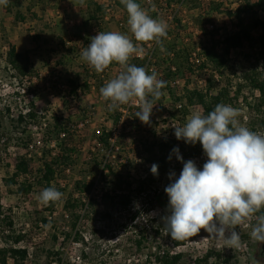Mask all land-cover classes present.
<instances>
[{
	"label": "rangeland",
	"instance_id": "rangeland-1",
	"mask_svg": "<svg viewBox=\"0 0 264 264\" xmlns=\"http://www.w3.org/2000/svg\"><path fill=\"white\" fill-rule=\"evenodd\" d=\"M254 1L261 3L262 0ZM187 12L188 19L201 16L200 11H191V8H188ZM7 13L4 12L0 4V31L2 33L0 34V110L7 113L6 110L11 109V114H7L5 121L7 129L5 132L10 131L13 134V146L9 154H6L0 146V153L4 151V155H0V163H10L11 165V168L0 165V208L5 212V216L14 219L18 229L23 230L28 235L27 240L21 243L20 247L30 249V255L21 264H154V260L147 262L150 251L138 252L134 245L141 228H146L149 236L153 233L154 225L148 222L150 215L151 217L161 216L163 219L161 223H168L166 236L159 244L173 252L183 251L188 264H196L197 260L205 257L207 249L218 253L223 259L222 264H250V250L256 244V240L264 235L262 218L255 219L248 214L249 209H259L260 204L256 205L257 194L262 195L264 192V186L261 187L259 184L260 178L264 177V133L251 134L250 128L257 120L262 119L264 109L261 110L262 112L235 111L233 108L227 107L224 112L220 113L235 119V124L239 130L240 151L243 152L252 146L258 147L255 151L258 156L255 159H248L249 163L254 161V164L250 166L251 168L239 169L236 167L235 169H239L236 173L232 163H235L237 159V145L227 140L225 135L219 131L217 118L209 128L202 125L203 120L199 121L198 125L197 119L201 118V109L193 102L200 99L202 90L188 88V102L183 104L192 108L184 114V118H186L185 128L188 131L192 130V134L188 132V135L192 136L188 144L189 153L194 157L196 154L200 156L205 145H207L205 156L214 150L216 155L218 152L220 153L218 154V163H204L207 169L209 168L207 171H203L207 173L205 176L208 182L198 188L197 185L202 182L199 180L201 173H195L199 169H203V163H200L199 167V163H194L193 166L191 163H182L186 160V153L180 151L175 157L177 163L167 165L169 166L167 167L169 174L162 173L163 178H159L156 172L157 194L158 192L167 193L179 199L178 204L170 208L169 214L159 205L154 206V208L147 205L149 203L147 198L155 196V189L151 193L153 195L149 193L142 195L128 208L120 211L118 206L111 204L105 198V184L102 181L93 193L97 203L96 207L92 209L88 207L90 197L74 193V184L77 180L87 176L83 173L85 170L84 163L91 150L96 147L95 139L98 137V129H102V127L110 129L119 118L120 110L111 107L108 112L104 105L84 101L81 103L78 100L74 103L76 98L70 101L65 100V96H70L71 90L65 88L62 76L59 73L55 75V77L60 76L61 83L54 77L50 78L48 76L50 72L44 71L46 61L49 60L50 65L55 63L53 57L42 60V56L34 55L40 77L32 83L21 80L20 76L12 73L6 61V51L4 50V47L10 43L8 31L12 29V21H10V16ZM139 13L141 15L142 10ZM213 18L223 29L233 30L235 28V24L227 20L225 11L214 15ZM254 38L251 36V39ZM53 46L57 48V44ZM256 46L255 41L250 44L252 56ZM235 55L238 56L237 53ZM47 83H50L49 86ZM220 84L214 95L221 94L223 86L222 83ZM175 91L186 92V88L178 87ZM244 92L246 90H242L240 93L241 97ZM90 108H95L97 115L93 123L87 126L84 131L83 137L86 143L82 147V151L76 156L79 163L76 168L71 169L70 173L67 172L64 178L60 176L59 179L53 180L54 190L49 196L59 203L55 209L51 210L44 202L49 193L46 191L47 181H43L45 180L44 175L39 174L40 166L37 163L41 162V157L39 153H34L33 157L38 159L34 164L33 159L30 160L26 153L28 144L31 143L37 132L35 129H29L31 119H29L30 122L27 126L23 124L15 129L12 128L11 122L17 119L21 113L28 111L34 110L37 117H39V113L43 114L44 121L49 125V128H47V140L42 158L49 157L58 155L62 149V138L60 140L59 137L51 133V130L59 126H55L56 118H64L77 123L85 119L84 112ZM179 111L181 110L179 109ZM220 118L221 116H219ZM34 123H36L34 127L39 126L38 119ZM206 129L209 130L206 131ZM1 132L3 130H0V135ZM128 136L124 138H128ZM137 137L136 141L131 137V142H127L123 138L120 151H110L104 156V159L108 158L109 161L117 159L118 161L121 157H127L129 151L132 153L131 146H138L143 139L141 135H137ZM115 155H117L116 158ZM20 157L27 159L25 163H28V175L33 183L32 193L27 199L18 194H10L4 181L5 177H12L14 166ZM99 161L101 162L102 159L99 158ZM139 164L142 163H135L132 168L131 179L135 181V188L141 187V184L143 185L154 173L153 167L141 169L138 167ZM188 167H190L191 172V189L188 186ZM91 176L88 175L89 181L93 179L90 178ZM149 180L151 182V179ZM216 183L219 189H217ZM231 186H236V189L241 188L243 191L239 193L240 199L233 213L234 218L226 222V220H220L214 207L217 205V199L224 192L222 189ZM188 196L193 199L191 205H188ZM209 196H212L213 204L206 208V204L201 199L205 201ZM136 214L137 218H134ZM76 215L82 217L78 229L81 231L84 242L74 240L73 234L76 231L74 230V223L76 222L74 218ZM45 219L52 222L50 226L41 224L42 220ZM54 235H58L59 238V242L56 244H53ZM183 238L188 241L186 246L178 244ZM3 248H5V244L0 237V251ZM48 251H52L51 257H49ZM58 252L63 254L62 257L59 256ZM60 257L63 259L62 263L58 260ZM213 262L216 263V260ZM10 264H15V261L10 259Z\"/></svg>",
	"mask_w": 264,
	"mask_h": 264
},
{
	"label": "trees",
	"instance_id": "trees-1",
	"mask_svg": "<svg viewBox=\"0 0 264 264\" xmlns=\"http://www.w3.org/2000/svg\"><path fill=\"white\" fill-rule=\"evenodd\" d=\"M36 1L43 2L44 0ZM172 1L181 2L182 0ZM192 1L195 4V8L201 11L202 0ZM239 1L240 4L237 9L227 12L228 17L232 21L236 22V31L229 33L226 29L218 28L207 33V30L203 27V25L207 23L201 25L203 34H210L212 37H218L216 40L212 41V45L207 49V54L209 58L213 59L216 68H218L223 86L220 95H213V92L217 90V86L216 83L210 80L207 93L201 98V105L205 109V128H209L213 124L215 118H217L218 114L224 112L227 107H231L235 111L247 110L262 112L261 110L264 109V0L262 3L252 2V0ZM21 2L22 0H12L10 3H4V8L15 16L16 21L25 22L27 17L18 8V4ZM116 2L118 6H120V8L127 13L131 11L138 12V10L144 9V6L139 0H116ZM211 5L214 12H219L222 8L220 3L216 0H212ZM88 9L90 18L83 22V31L79 32L76 29L75 32H73L72 40L77 45H80V42H83L82 44L87 49H89V45H92V49H89L88 52L89 54H92L93 57H97V54L101 50L98 41V36L100 35H97L94 32L95 26L99 27L100 30L104 27V20L102 19L103 9L98 4L90 5ZM251 36H254L255 38L251 39ZM179 37L176 41L181 39V37ZM253 41L257 43V46L254 50L255 53L252 56L250 44L253 43ZM113 43H115L114 40L111 41V44ZM200 43L202 44L203 42ZM180 45L183 49L180 53H178L175 62V65L178 66V73H185L188 71L194 72L193 64L190 61L192 57L191 51H188V47L185 46L184 42H181ZM220 45L223 47L222 53H219L216 50V48ZM65 47L67 48L66 44ZM72 49L67 50V56L73 55ZM9 53L11 57V67L20 77L24 80L30 81V83H32L34 79L40 77L39 71L36 69L35 61L33 59V51H20L16 45L9 43ZM235 53H237L238 56H236ZM206 65L207 63L203 64V66ZM90 71L91 70L86 68L87 75H90ZM67 82L73 88L83 87V85H85L84 88L86 91L90 90L91 87L87 84V82L82 84L80 81L74 79H67ZM242 90H246V92H244V95L242 94L241 97L240 93ZM6 111L7 113L0 110V130H3L0 135V146L2 150H5L6 154H9L10 149L13 146V134H11L10 131H8V133L5 132L7 130L5 127V121L7 114H11V109L8 108ZM29 119H31L32 122L33 120H37V114L34 110L28 112L27 114L21 113L18 115L17 119L12 120L11 122L12 128H18L23 124H26L24 126H27L30 122ZM116 122H118V119ZM220 123L226 139L240 146L239 130L235 124V119L225 115L220 118ZM55 126L58 127L51 130V133L59 137L60 140L62 134H66V137L61 141V152L57 156L51 155L49 157H43L40 159L41 162L37 163L40 166L39 174L44 175V182L47 181L46 191L49 194L47 199H44V202L51 210L55 209L56 205L59 203V201L50 198L49 196L54 190L53 180H55V178L59 179L60 176H63L64 178L69 169L76 168L78 164L77 162L79 161L76 156L80 153V150L76 145L77 143L83 141L81 134L77 133V123L74 121L57 117ZM262 132L264 133V114L262 119L260 121L257 120V122H255L250 128L251 134L256 135L257 133ZM108 139L109 135L103 136V140L107 145ZM176 146V141L169 140L167 143H154L151 145L152 148L149 149L151 154L150 160H153L152 157H154V147L159 148V153L161 154L160 163L152 164H158L161 167V172L163 174H169V169H167L169 166L167 165H170L171 163H167V161L171 159ZM257 148L258 147L252 146L243 152L239 150L237 162L239 163V168L242 167L248 169L254 164V161L249 163L248 159H255V157L258 156V153L255 152ZM26 160V158L20 157L14 166L12 177L4 178L10 194H18L25 199H27L33 190V183L28 175V163H25ZM84 164L85 170L83 173L87 176L75 182L74 193L91 197L88 207L92 209L96 207L97 203V199L93 195L96 190L95 188L97 187V183L95 182V179L97 178H100L99 183L102 181V183L105 184V198L111 204L118 206L120 211L128 208V206L134 203L136 199H140V196L142 195H146L147 193L153 195L151 193H153L156 188V178L154 173L147 181L144 182L143 185L141 184V187L135 188V181H132L131 179L132 168L135 166V163H101L98 161V158L93 155L91 160L88 162L86 161ZM0 165H5L6 168H11L10 163H0ZM88 175L93 176H91V178H94L93 182L88 180ZM149 179L154 181V183H150ZM201 179L202 182L197 185L198 188L201 187L202 184L208 182L203 175ZM222 190L224 192L219 197L222 199V202L227 199H234L237 204L239 203V193L242 192L243 189H236V186H231L230 188L227 187ZM157 191L155 196L147 198L149 199V203H147V205L150 206V208H154V206L159 205L169 214L170 208L178 204V197L167 193L158 192L157 194ZM135 192H137V194H135ZM76 202L78 203L79 201ZM258 203L260 204L259 209L249 210L248 214L252 216L257 215L259 218H262L264 222V194L261 195V199ZM228 204L229 203H227V205ZM208 206H211V202H208ZM226 211L227 210L222 213L219 212V218L220 220H226V222H229L234 216L232 214H226ZM81 218L82 217L80 215H76L74 218L76 220L74 223V230L76 231L73 235L76 242H84L81 231L78 229ZM134 218H137V214ZM149 218L148 222H151V224L154 225V231L149 236L147 229L141 228L139 237L134 241L136 250L138 252H143L145 250L150 251L147 262L154 260V264H188L183 251L178 253L173 252L172 250H167L164 245L159 244V242H162V239H164V236H166L165 234L168 223H161L163 220L161 216L151 217L150 215ZM51 223V221L45 219L42 220L41 224L44 226H50ZM0 237L2 242L5 244V248L0 251V264H10V259H13L15 264H21V262H25L28 259L30 249L20 247L21 243L27 240L28 235L23 230L18 229L14 219L12 217L5 216V212L1 208ZM57 242H59L58 235H54L53 244H56ZM187 242V239L183 238L178 244L180 246H186ZM157 244L159 245L156 246ZM154 250H156V252H154ZM48 254L49 257H51L52 251H48ZM58 254L61 257L63 255L60 252H58ZM61 257L58 258L60 263L63 262ZM213 260H216V263H214ZM222 260V257L212 250L208 252L204 259L197 260L196 264H222Z\"/></svg>",
	"mask_w": 264,
	"mask_h": 264
},
{
	"label": "built area",
	"instance_id": "built-area-1",
	"mask_svg": "<svg viewBox=\"0 0 264 264\" xmlns=\"http://www.w3.org/2000/svg\"><path fill=\"white\" fill-rule=\"evenodd\" d=\"M139 1L144 6V9H142L144 19L140 26L134 30L131 43L126 45V47L124 45L113 44L109 52H103L98 57L101 62L96 68V78L95 81H93V88H97L98 83L102 84L104 87L110 86L113 81L115 86L111 87L109 100L106 106H108V110L111 107H115L120 110V113L119 118H117L118 122H115L110 129L106 127L98 129V137L95 139L96 147L94 150H91L86 161L88 162L91 160L94 155L98 158V161L99 158L102 159L101 163H142L138 165L139 168L146 169L153 167L152 170L154 171L155 178L157 176L156 172L159 178H163L161 175V167L158 164H152L160 163L161 154L159 153V148L154 147L153 160H150L151 154L149 149L152 148L151 145L154 143H167L169 140H174L177 146L171 159L167 161V163H177L175 157L178 155V152L182 151L186 153V160L182 163H191L192 166L195 165L194 163H199L198 167L200 163H203V169H199V171L195 173L202 174L203 171L209 169H207L204 163H218L217 159H219L218 154L220 153L218 152L216 155V151L214 150L211 154L205 156L207 145H205V147L203 146L205 149L201 147L204 151H201L203 153L200 156L196 154L194 157L189 153L188 144L192 136L188 135V132L192 134V130H186V118H184V114L187 110L192 108L187 107L183 103L188 102V88L191 87L202 90V96L198 101L193 102V104L198 105L201 109V118L197 119V123L203 120V124H201L204 126L205 109L201 105V98L206 95L210 80L216 83L217 87L221 85L220 83H222V81L218 68H216L213 59L209 58L207 54V49L212 45V41L216 40L218 37H212L210 34H203L201 25L207 23L203 25L207 33L214 29L221 28L213 17L223 11H225L227 20L235 24L236 22L228 17L227 12L237 9L240 1L216 0L222 7L219 12L213 11L211 5L212 0H202L201 11L195 8V4L192 0H182L181 2L172 0ZM252 2L257 3V1L254 0H252ZM262 2L263 0L261 3ZM188 8H191V11H200L201 16L188 19ZM116 11H122L116 0H112L109 3L107 2L103 7L102 19L110 20L113 18ZM119 26L122 29H128L130 23L121 21ZM236 30L237 26L235 24V28L233 30H227V32L231 33ZM179 36L181 39L176 41ZM181 42H184L185 46L188 47V51H191L192 57L190 61L193 64L194 72L188 71L185 73H178V66L175 65V62L178 53L183 49L180 45ZM200 42L203 43L201 44ZM89 46V49H92L93 46ZM127 47L129 48V53L127 55L129 60L127 63L120 62L118 74L113 75L109 67L105 64V61L108 57L114 58L115 54L125 55ZM222 48V45L218 46L216 48L217 52L222 53ZM89 49L84 48V51L88 52ZM4 50L6 51V61L9 64L11 72L18 75L11 67L9 46L6 45ZM204 63H207V65L203 66ZM20 79L24 80L22 77H20ZM49 84L50 83H47L48 86ZM178 87L186 88V92L175 91ZM82 92L84 93L86 91L81 89L78 93ZM65 99L69 101L74 99V93L70 92V96H65ZM75 102L77 101L75 100L74 103ZM179 109L181 111H179ZM84 114L85 119L77 122L76 126L77 133L81 134L83 140L76 145L80 151H82L81 149L86 143L83 137L84 131L87 126L93 123L97 112L95 108H90L87 112L85 111ZM42 115L43 114L39 113V117H37L39 126L34 127L36 124L34 122L36 120H33L29 128L30 130L35 129L37 132L35 136H33L31 143L28 144V149L26 151L27 155L30 159H33L34 163L38 160L33 157L34 153H39V156L42 158L46 146L47 128H49V125L45 123V117ZM219 116L224 117L225 115L219 113L217 116V124L220 128L219 131L223 133ZM207 130L209 129H206V131ZM107 135H109L108 145L103 140V136ZM137 135H141L143 139L139 142L138 146H131L132 153L129 151L128 155L126 154L127 157H121L118 161L117 159L115 161H109L108 158L104 159V156L108 152L120 151L121 142L124 137L128 136V138L124 139L127 142H131V137L136 141L138 138ZM65 137L66 134L63 133L61 138L63 139ZM206 143L208 144V142ZM0 154L2 156L4 152L1 151ZM114 157L116 158L117 155ZM239 169H242V167ZM239 169H235L236 173ZM70 172L71 169L68 170V173ZM99 180L100 178L95 179L97 187L99 185ZM90 181L93 182L94 178L90 179ZM150 183L153 184L154 181ZM259 184L261 187L264 186V177L260 178ZM157 189L158 188H155L156 191ZM257 195L256 205L259 204L258 202L261 199V194L258 193ZM217 207L218 205L214 208L216 209ZM233 213L234 212H232V215L234 216ZM252 217L255 219L259 218L257 215H253ZM208 252L209 249L206 250V256Z\"/></svg>",
	"mask_w": 264,
	"mask_h": 264
},
{
	"label": "crops",
	"instance_id": "crops-1",
	"mask_svg": "<svg viewBox=\"0 0 264 264\" xmlns=\"http://www.w3.org/2000/svg\"><path fill=\"white\" fill-rule=\"evenodd\" d=\"M110 1L112 0H44L43 2L22 0L18 4V8L26 15L27 20L25 22L16 21L15 16L5 10L4 3H10L12 0H0V4L4 12H8L10 21H12V29L8 31L11 44L16 45L20 51H33V59H36L34 55L42 56V60L53 57L55 61L53 65L48 63L49 60L44 65V71L50 72L48 75L50 78L54 77L55 80L61 82L60 76L55 77L59 73L64 79V86L74 93L76 101L104 105L107 109L108 106L106 104L109 100L110 90L115 85L112 81V85L110 86L101 87V84L98 83L97 88H93V81L96 78V68L101 62L98 57L103 52H109L113 44L124 45L126 47V45L131 43L134 30L140 26L144 19L143 13L141 15L139 13L142 9L138 10V12L131 11L129 13L124 10L116 11L113 18L104 20L102 30L95 26L94 33L100 35L98 36V41L101 47L97 57H93L92 54L84 51L83 42L77 45L72 39L73 32L76 29L79 32L83 31V22L90 18L89 6L98 4L103 9L106 3ZM121 21L130 23V27L122 29L119 26ZM0 34H2L1 31ZM20 39L22 40L20 41ZM112 40L115 43L111 44ZM54 44H57V48L53 46ZM68 49L73 50V55L67 56ZM128 51L129 48L127 47L125 55L115 54L114 58L108 57L106 59L105 64L113 75L118 74L120 62H128ZM86 68L91 70L90 75H87ZM67 79H74L80 81L82 84L87 82L91 86L90 90L86 91L85 85L73 88L67 82ZM81 89H84L86 92L78 93Z\"/></svg>",
	"mask_w": 264,
	"mask_h": 264
},
{
	"label": "flooded vegetation",
	"instance_id": "flooded-vegetation-1",
	"mask_svg": "<svg viewBox=\"0 0 264 264\" xmlns=\"http://www.w3.org/2000/svg\"><path fill=\"white\" fill-rule=\"evenodd\" d=\"M236 147L238 149L237 159L235 160V163H232V166H233L234 170L239 165V163H237L238 162V157H239V154H238L239 153V145H237ZM189 168L190 167H188V186H190V189H191L192 188V182L190 181V178H191L190 173L191 172H190ZM202 173L203 174H201L200 177H199V180L200 181L202 180L201 179L202 175H203V177H205L207 179V177L205 176L207 173H204V172H202ZM217 186H218V184L216 183V187ZM217 189H219V187H217ZM188 195H190V194H188ZM207 198L208 199H206L205 201L203 199H201V201H203L206 204V208L207 207H211L212 204H213L212 196H209ZM217 200H218V203H216V204L219 205V207L216 208L215 211L217 212V216L218 217L220 215L219 212L222 213L225 210H227L226 211V214H230L231 215L232 212H234L236 210L237 206H238L237 202L234 199H227L224 202H222V199L221 198H218ZM208 202L209 203L211 202V206H208ZM227 203H229V204L227 205ZM191 204H193L192 197L191 196H188V205H191ZM229 209H230V211H229ZM249 254H250L249 255L250 256L249 258L251 260V264H258V263L259 264H264V235L263 236H260L256 240V244L254 245V247L251 248Z\"/></svg>",
	"mask_w": 264,
	"mask_h": 264
}]
</instances>
